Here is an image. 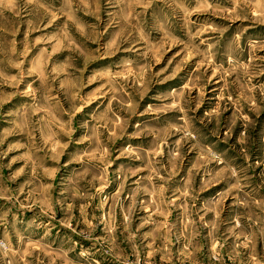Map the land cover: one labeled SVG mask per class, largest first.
Returning a JSON list of instances; mask_svg holds the SVG:
<instances>
[{"label": "rangeland", "instance_id": "1", "mask_svg": "<svg viewBox=\"0 0 264 264\" xmlns=\"http://www.w3.org/2000/svg\"><path fill=\"white\" fill-rule=\"evenodd\" d=\"M0 264H264V0H0Z\"/></svg>", "mask_w": 264, "mask_h": 264}]
</instances>
